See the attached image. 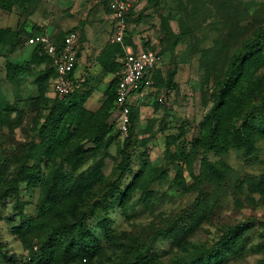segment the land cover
Masks as SVG:
<instances>
[{
  "label": "rangeland",
  "instance_id": "1",
  "mask_svg": "<svg viewBox=\"0 0 264 264\" xmlns=\"http://www.w3.org/2000/svg\"><path fill=\"white\" fill-rule=\"evenodd\" d=\"M124 1L129 8L122 41L137 48L147 43L162 57L158 89L131 95L132 119L128 114L126 126L113 102H107L109 67L119 61L122 49L114 47L111 56L113 16L107 0H30L0 9V29L19 31L12 50L0 46V157L10 179L20 168L25 175L37 166L51 183L48 195L41 184L9 183L8 195L0 200V264H28L25 260L39 253L53 229L73 231L79 220L93 226L99 215L110 219L120 244L109 248L104 243L89 262L55 264H127L141 255L155 258L149 264H176L247 221L253 227L239 237L238 252L223 264H264V185L256 190L247 183L264 172V132L255 128L264 110L248 114L264 101V0ZM70 30L81 39L77 89L88 92L82 103L86 113L66 125L59 146L38 160L36 151L44 149L40 130L60 98L51 91L52 76L35 54L36 46L26 41L38 33L59 39ZM259 32L258 56L247 57L234 91L241 116L224 128H238L244 119L253 130L252 146L204 149L195 140L220 95L222 79L233 57ZM10 63L24 68L12 79L6 71ZM126 138L129 159L120 168ZM78 147L82 151L73 156L71 150ZM205 162L213 165L214 175L205 174ZM3 184L0 180V189L8 183ZM83 184L88 185L84 191L71 188ZM110 186L125 190L122 206L103 200ZM98 201L106 203L93 208ZM52 204L57 211L48 208ZM19 211L35 223L25 239L13 232ZM184 227L189 232L178 242Z\"/></svg>",
  "mask_w": 264,
  "mask_h": 264
},
{
  "label": "trees",
  "instance_id": "2",
  "mask_svg": "<svg viewBox=\"0 0 264 264\" xmlns=\"http://www.w3.org/2000/svg\"><path fill=\"white\" fill-rule=\"evenodd\" d=\"M30 0H0V9L10 10L14 5L24 6L29 3ZM109 1L107 0V8L109 9ZM73 31V30H70ZM68 32V31H67ZM65 32L62 37L59 39H53L57 45H61V41L63 36L67 33ZM41 34V33H38ZM19 31L11 30V29H0V46L9 45V48L12 50L15 44L18 41ZM124 38V37H123ZM262 38V32H259L255 35V37L249 40L242 49L233 57L229 69L222 79L221 82V91L217 100L215 101L213 107L209 111V113L204 118V130L198 139L195 140L197 145L202 146L204 149H212L216 151L223 150L228 145L240 146L243 145L246 148L252 146V133L253 130L249 127V125L242 121V124L236 128L235 126H231L227 130H225L226 123L232 118H238L241 116V110L239 111V105H236L234 101V91L238 88V81L240 79L239 74L244 68L247 57L258 56L257 52L260 50V40ZM81 39L79 37V43ZM121 45L122 49L118 46ZM130 46L133 50H136L137 47L130 43H125L122 41L121 43H114V45L110 48V54L113 56V49L117 47L120 52V59L117 63L111 62L109 67V72L113 73L112 78L110 79L107 89V102L115 103V86L118 81V75L121 68V58L125 54V48ZM146 50H155L152 47H147V43H144L141 47ZM35 54L37 57L46 63L48 67V73L52 76V81L56 76L53 67L51 66L52 60L48 55L40 53L39 49L36 47ZM80 44L78 49V57H80ZM156 51V50H155ZM159 53V52H158ZM160 54V53H159ZM24 68L18 67L15 64H8L6 67L7 76L15 78L18 73H20ZM160 66L153 70L151 78L152 85L151 89H158V75H159ZM243 73L241 74V76ZM51 81V83H52ZM50 83V88H51ZM139 92L137 90L135 93ZM88 92H84L83 90L78 91V89H74L72 92L57 100L54 105L49 108L47 116L45 118V123H43L45 129H41V141L40 143H44V149L40 151H36V155L38 156V160H40L43 152H48L49 149L54 150L60 144L61 138L64 139V132L66 131V125L70 123H77L78 119H81L86 110L83 108L82 103L85 100V97ZM134 93V94H135ZM237 100V99H236ZM131 103H128L129 106V116L132 119L131 113ZM115 106V104H114ZM264 110V101L260 104L253 106L249 109L248 114L252 113L255 110ZM264 118L257 123L256 131L264 132ZM263 126V128H262ZM131 127V126H130ZM131 128H129V131ZM127 141L128 138L125 139L122 145V160L119 162L118 166L120 168L125 166V161L129 159V153L127 149ZM77 150V151H76ZM185 148L182 146L180 150V155H184L183 159L185 160L186 154H184ZM80 147L71 150L73 156H77L80 152ZM7 163L6 161L0 157V180L4 181L7 184V187L4 189H0V200H4L8 195V189L11 187L10 182H16L18 180H25L27 185L37 186L39 184L44 188V193L46 195L49 194L51 183L48 181V178L45 177L42 179L41 171L39 167L36 166L34 170L30 171L25 175H21L24 168H20L16 172V176L14 179H10L8 175H6ZM204 169L206 175H214L216 170L214 169L212 164L204 163ZM156 172V170H154ZM150 178V175L145 177V185H147L146 181ZM247 183L250 187L258 190V188L264 185V172L258 177L250 178ZM3 184V185H4ZM145 185L139 183L142 194H145ZM88 187L87 184L83 185H73L71 186L72 190L77 192L79 189L84 191ZM1 188V187H0ZM111 192L109 195L104 197V201L106 198H110V200L114 201L116 204L122 206L125 202L126 192L125 190L117 189L115 186H110ZM104 201H98L95 207H102L104 205ZM104 202V203H103ZM52 212L57 211L55 209L56 205H51L48 208H51ZM19 216V224L13 226V232L18 234L22 238H27L28 234H30L35 227V223L31 222V218H27L21 211L18 213ZM198 215L191 217L194 218L197 222ZM253 227V222H243L237 225L229 227L224 233H222L219 238L214 242V244L194 256L193 258L180 261L176 264H223L229 254H234L239 250L238 239L239 237L247 230ZM112 226L110 223V219L104 216L99 215L97 222L93 226H89L84 223L82 220H79L75 229L73 231L64 229L57 230L53 229L49 235L46 237L44 242L39 247V253L35 255L34 252H31L30 256L25 260L28 264H55L58 261L63 262H77V263H85L89 262L95 257L97 254L104 249V243L108 245L109 248H113L114 246H118L120 243H117L114 239V233L112 230ZM189 232V229L184 227L181 229L178 234V242L183 240L184 235ZM3 254V253H2ZM2 256H6L5 254ZM9 258V256L4 257ZM155 258L151 256L141 255L136 256L134 261L127 264H149L150 260H154ZM154 264H164L157 263Z\"/></svg>",
  "mask_w": 264,
  "mask_h": 264
},
{
  "label": "built area",
  "instance_id": "3",
  "mask_svg": "<svg viewBox=\"0 0 264 264\" xmlns=\"http://www.w3.org/2000/svg\"><path fill=\"white\" fill-rule=\"evenodd\" d=\"M129 3L124 0H110L109 9L113 16V34L111 42L121 43L126 25L124 17ZM35 45L40 53L48 55L56 76L51 83V91L61 98L77 88L78 77L74 75L79 65L78 49L79 35L76 31H68L61 41V45L46 34H36L26 41ZM121 58V68L115 86V107L120 112L122 123L126 126L129 114V100L137 90L150 88L152 72L162 64L161 55L155 50L130 46L125 48Z\"/></svg>",
  "mask_w": 264,
  "mask_h": 264
},
{
  "label": "crops",
  "instance_id": "4",
  "mask_svg": "<svg viewBox=\"0 0 264 264\" xmlns=\"http://www.w3.org/2000/svg\"><path fill=\"white\" fill-rule=\"evenodd\" d=\"M80 59V58H79ZM77 70H78V67H77V69L75 70V72H74V75L77 77V74H76V72H77Z\"/></svg>",
  "mask_w": 264,
  "mask_h": 264
}]
</instances>
